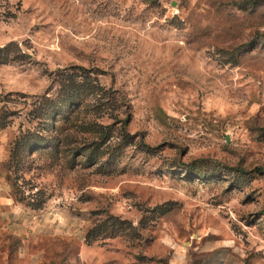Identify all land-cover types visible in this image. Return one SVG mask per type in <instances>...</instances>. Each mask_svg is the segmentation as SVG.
<instances>
[{"label": "rangeland", "instance_id": "obj_1", "mask_svg": "<svg viewBox=\"0 0 264 264\" xmlns=\"http://www.w3.org/2000/svg\"><path fill=\"white\" fill-rule=\"evenodd\" d=\"M263 165L264 0H0V264H264Z\"/></svg>", "mask_w": 264, "mask_h": 264}, {"label": "crops", "instance_id": "obj_2", "mask_svg": "<svg viewBox=\"0 0 264 264\" xmlns=\"http://www.w3.org/2000/svg\"><path fill=\"white\" fill-rule=\"evenodd\" d=\"M195 251L200 255L198 264H249L246 255L240 252L233 253L223 245L208 247L207 252L199 247ZM171 264H192L190 251L186 247L174 249Z\"/></svg>", "mask_w": 264, "mask_h": 264}, {"label": "trees", "instance_id": "obj_3", "mask_svg": "<svg viewBox=\"0 0 264 264\" xmlns=\"http://www.w3.org/2000/svg\"><path fill=\"white\" fill-rule=\"evenodd\" d=\"M73 90L74 92L72 94H69L68 96L66 95L65 97L66 103L68 105H83V103H86L88 100H90V97H94V99L106 97L107 98L106 101L108 104H112L114 102H117V103L122 102L121 96H111V94L107 95L105 90L100 89L99 86H95V84L93 83L86 84V85L75 84V86H73ZM97 100H100V99H97ZM62 110H63L62 107L58 108L57 111H55V114L59 115L60 113H62ZM56 121H57V117L56 119H54L53 125H56ZM122 123L125 124L126 120L123 121ZM121 131L123 132L122 136L124 137V139L125 138L131 139L133 137V135L126 132L124 128H121ZM263 168H264V165L256 169L259 170Z\"/></svg>", "mask_w": 264, "mask_h": 264}]
</instances>
